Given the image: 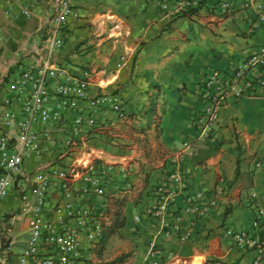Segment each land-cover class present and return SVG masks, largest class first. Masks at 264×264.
<instances>
[{"label": "crops", "instance_id": "crops-1", "mask_svg": "<svg viewBox=\"0 0 264 264\" xmlns=\"http://www.w3.org/2000/svg\"><path fill=\"white\" fill-rule=\"evenodd\" d=\"M234 1L240 8L242 0ZM73 4L60 63L74 74L91 70L90 94L118 93L129 112L114 129L96 132L88 143L95 155L127 167L133 180V188L123 193L116 183L109 185L107 229L117 199L125 201L122 215L106 245L108 252L89 264H148L154 250L166 254L161 264H253L255 253L239 249L226 228L252 229L249 192L258 191L264 201V170L253 165L256 158H264V95L232 100L222 107L210 139L201 137L196 119L204 108L200 87L208 72L233 69L252 49L264 45V22L252 28L256 13L241 8L221 20L169 17L155 0H73ZM51 13L52 0H0V94L10 75L33 62L45 45ZM4 109L0 101V112ZM184 144L196 147L198 164L172 206L194 226V235L186 241L179 233L166 235L171 225L164 226L161 220L136 219L145 194L177 166L171 157ZM55 156L32 155L27 168ZM187 164L190 161L184 160L181 166ZM219 188L220 204L209 216L197 217L185 209L187 193L212 197ZM166 220L172 223L175 217ZM170 252L175 256L167 258ZM123 253L124 261L114 263Z\"/></svg>", "mask_w": 264, "mask_h": 264}, {"label": "built area", "instance_id": "built-area-1", "mask_svg": "<svg viewBox=\"0 0 264 264\" xmlns=\"http://www.w3.org/2000/svg\"><path fill=\"white\" fill-rule=\"evenodd\" d=\"M169 17L202 16L230 18L238 9L255 12L251 27L264 22L263 0H155ZM75 7L73 0H52L45 45L33 62L19 66L0 94V264H89L98 255L109 226L112 195L108 187L120 186L119 193L133 188L127 167L95 155L88 145L96 132L114 129L129 117L118 93L90 94L91 70L74 74L60 63ZM264 95V45L237 62L230 70L211 69L200 87L204 108L196 121L201 137L210 139L220 122V109L232 100ZM56 154L51 161L27 168L30 156ZM197 149L184 144L171 159L177 166L144 196V208L136 215L157 219L170 226L166 235L179 233L186 241L194 226L182 219L172 206L184 191L198 164ZM65 157L73 158L64 163ZM190 164L182 167L181 163ZM254 169L264 170V158L254 160ZM218 194L187 193L185 209L197 217L209 216L220 204ZM11 201L6 209L5 204ZM252 209V229L226 228L235 245L255 253L253 264H264V201L258 191L246 197ZM174 213V214H173ZM174 215V222L168 216ZM30 231L27 245L14 249L16 221ZM165 253L154 250L153 261L161 264ZM175 256L170 252L167 258ZM160 258V259H158Z\"/></svg>", "mask_w": 264, "mask_h": 264}, {"label": "trees", "instance_id": "trees-1", "mask_svg": "<svg viewBox=\"0 0 264 264\" xmlns=\"http://www.w3.org/2000/svg\"><path fill=\"white\" fill-rule=\"evenodd\" d=\"M124 203H125V201L123 199H117L116 200L115 205H114V214H113L114 219H113L111 227H109L103 235L102 243H101V246L98 250V254H103L105 252L106 247H107L106 245L108 243L109 238L111 237L113 231L115 230V227H117L119 225ZM126 256H127V254L123 253L120 256H118L116 259H114L113 262L114 263H121L124 261Z\"/></svg>", "mask_w": 264, "mask_h": 264}, {"label": "rangeland", "instance_id": "rangeland-1", "mask_svg": "<svg viewBox=\"0 0 264 264\" xmlns=\"http://www.w3.org/2000/svg\"><path fill=\"white\" fill-rule=\"evenodd\" d=\"M13 204L11 201H7L5 207L8 208L7 205ZM30 236V231L22 226V222L20 220L16 221L13 239L15 241L14 249L16 251H21L27 245L28 238ZM108 252V249L105 250L104 253Z\"/></svg>", "mask_w": 264, "mask_h": 264}]
</instances>
